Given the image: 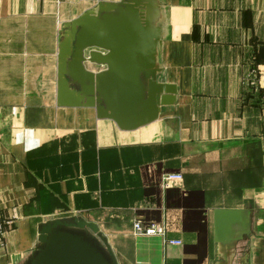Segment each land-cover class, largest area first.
<instances>
[{
  "label": "crops",
  "instance_id": "1",
  "mask_svg": "<svg viewBox=\"0 0 264 264\" xmlns=\"http://www.w3.org/2000/svg\"><path fill=\"white\" fill-rule=\"evenodd\" d=\"M158 1V82L175 102L125 132L56 104L63 25L120 0H0V264H22L38 226L68 217L95 225L117 264H216L213 211L247 205L232 264H264V0ZM134 221L181 246L133 236Z\"/></svg>",
  "mask_w": 264,
  "mask_h": 264
},
{
  "label": "water",
  "instance_id": "2",
  "mask_svg": "<svg viewBox=\"0 0 264 264\" xmlns=\"http://www.w3.org/2000/svg\"><path fill=\"white\" fill-rule=\"evenodd\" d=\"M161 18L158 0H120L99 3L65 23L58 44L57 106L93 109L96 119L125 132L158 120L176 93L173 85L158 82ZM252 220L250 205L213 211L216 264H232L237 244L251 236ZM37 234L22 264H117L97 227L79 217L43 222Z\"/></svg>",
  "mask_w": 264,
  "mask_h": 264
},
{
  "label": "built area",
  "instance_id": "3",
  "mask_svg": "<svg viewBox=\"0 0 264 264\" xmlns=\"http://www.w3.org/2000/svg\"><path fill=\"white\" fill-rule=\"evenodd\" d=\"M181 179L180 175H176V174H172V175H166L163 178V182L167 183L169 181H178ZM9 223L6 222L3 217L2 214L0 212V245H2L3 243V239H4V234H5V225ZM131 230H132V235L135 237H159L162 239V243L165 247L167 246H181V243L179 241H171V240H166L165 238V228L163 224H142L139 221H134L132 222L131 225Z\"/></svg>",
  "mask_w": 264,
  "mask_h": 264
},
{
  "label": "rangeland",
  "instance_id": "4",
  "mask_svg": "<svg viewBox=\"0 0 264 264\" xmlns=\"http://www.w3.org/2000/svg\"><path fill=\"white\" fill-rule=\"evenodd\" d=\"M179 248H177V251H178Z\"/></svg>",
  "mask_w": 264,
  "mask_h": 264
}]
</instances>
